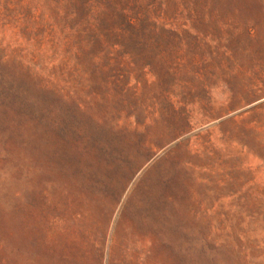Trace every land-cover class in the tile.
<instances>
[{
    "label": "rangeland",
    "instance_id": "rangeland-1",
    "mask_svg": "<svg viewBox=\"0 0 264 264\" xmlns=\"http://www.w3.org/2000/svg\"><path fill=\"white\" fill-rule=\"evenodd\" d=\"M0 264H264V0H0Z\"/></svg>",
    "mask_w": 264,
    "mask_h": 264
}]
</instances>
